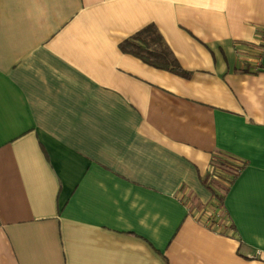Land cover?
Segmentation results:
<instances>
[{
    "label": "crops",
    "instance_id": "1",
    "mask_svg": "<svg viewBox=\"0 0 264 264\" xmlns=\"http://www.w3.org/2000/svg\"><path fill=\"white\" fill-rule=\"evenodd\" d=\"M0 264H264V0H0Z\"/></svg>",
    "mask_w": 264,
    "mask_h": 264
},
{
    "label": "trees",
    "instance_id": "2",
    "mask_svg": "<svg viewBox=\"0 0 264 264\" xmlns=\"http://www.w3.org/2000/svg\"><path fill=\"white\" fill-rule=\"evenodd\" d=\"M120 51L137 57L156 69L170 71L179 76L187 75L171 51L165 47L162 37L153 26L124 41L120 46ZM212 180L214 179L211 178L210 182L206 180L203 184L211 192L212 200L218 205L223 204V197L211 187Z\"/></svg>",
    "mask_w": 264,
    "mask_h": 264
},
{
    "label": "built area",
    "instance_id": "3",
    "mask_svg": "<svg viewBox=\"0 0 264 264\" xmlns=\"http://www.w3.org/2000/svg\"><path fill=\"white\" fill-rule=\"evenodd\" d=\"M217 212V208H213L212 212L209 215V219L212 222L215 219L216 213Z\"/></svg>",
    "mask_w": 264,
    "mask_h": 264
},
{
    "label": "rangeland",
    "instance_id": "4",
    "mask_svg": "<svg viewBox=\"0 0 264 264\" xmlns=\"http://www.w3.org/2000/svg\"><path fill=\"white\" fill-rule=\"evenodd\" d=\"M225 171V170H224ZM226 171H227V169H226ZM210 180H211V178H210ZM210 180L208 179V182H210ZM194 201V200H193ZM198 203V202H197ZM195 205H196V203H195ZM195 207V206H194Z\"/></svg>",
    "mask_w": 264,
    "mask_h": 264
}]
</instances>
